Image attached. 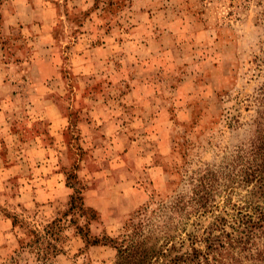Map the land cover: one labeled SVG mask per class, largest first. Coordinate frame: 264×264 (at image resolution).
Listing matches in <instances>:
<instances>
[{
	"label": "rangeland",
	"instance_id": "rangeland-1",
	"mask_svg": "<svg viewBox=\"0 0 264 264\" xmlns=\"http://www.w3.org/2000/svg\"><path fill=\"white\" fill-rule=\"evenodd\" d=\"M263 83L264 0H0V264H38L32 230L54 221L48 262L113 264L83 233L178 196L211 205L168 212L178 241L233 231L263 204L245 151ZM255 232L230 253L243 264H263Z\"/></svg>",
	"mask_w": 264,
	"mask_h": 264
},
{
	"label": "trees",
	"instance_id": "trees-1",
	"mask_svg": "<svg viewBox=\"0 0 264 264\" xmlns=\"http://www.w3.org/2000/svg\"><path fill=\"white\" fill-rule=\"evenodd\" d=\"M254 101L257 105L256 116L253 119L255 134L248 148L245 150L249 156L250 181L254 182V194L261 199L263 204L256 206V214H248L238 217L230 226L233 231L224 227L225 219H215L208 226L202 236L194 233V230L186 231L182 226L181 231L185 234L180 241L177 240L179 225H172V217L168 212L180 214L182 219L188 218L198 212H205L211 206L202 199L189 197L180 200L181 196L170 204H162L157 207L158 214L154 215L155 209L148 215L147 207L138 211L126 221L123 230L117 236L105 235L102 238L93 237L89 240L87 234L83 233L86 243L89 245L105 244L113 247L116 251L113 264H243L239 256L230 255L234 249H240L242 244L250 240L264 226V83L258 87ZM79 190L70 198L71 210H82L84 207ZM194 193V192H193ZM198 196V192H195ZM191 208V209H189ZM162 215V222L156 218ZM42 231L32 230V238L28 246L35 250L39 260L38 264H51L48 259L57 255L61 250L56 247L54 241L57 236L52 231V226ZM51 228V229H50ZM185 240L189 241L188 248L182 250ZM180 248V249H178ZM238 253V252H237ZM264 264V257L257 258Z\"/></svg>",
	"mask_w": 264,
	"mask_h": 264
}]
</instances>
